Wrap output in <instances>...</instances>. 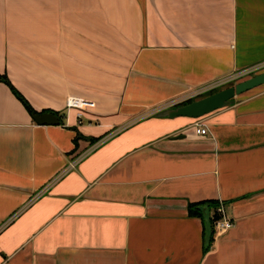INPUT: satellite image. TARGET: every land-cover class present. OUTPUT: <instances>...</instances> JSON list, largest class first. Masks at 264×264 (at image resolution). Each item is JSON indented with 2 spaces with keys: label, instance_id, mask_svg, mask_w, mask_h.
<instances>
[{
  "label": "crops",
  "instance_id": "crops-1",
  "mask_svg": "<svg viewBox=\"0 0 264 264\" xmlns=\"http://www.w3.org/2000/svg\"><path fill=\"white\" fill-rule=\"evenodd\" d=\"M259 65L264 0H0V264H264V85L156 116Z\"/></svg>",
  "mask_w": 264,
  "mask_h": 264
},
{
  "label": "water",
  "instance_id": "water-1",
  "mask_svg": "<svg viewBox=\"0 0 264 264\" xmlns=\"http://www.w3.org/2000/svg\"><path fill=\"white\" fill-rule=\"evenodd\" d=\"M262 85H264V73L254 75L233 87L213 93L189 104L164 108L156 113V116L168 119L181 117L194 120L201 119L215 111L232 106L238 96ZM33 118L36 123L41 125H57L59 123V117L51 113L33 114ZM206 222L210 231L208 218Z\"/></svg>",
  "mask_w": 264,
  "mask_h": 264
},
{
  "label": "built area",
  "instance_id": "built-area-1",
  "mask_svg": "<svg viewBox=\"0 0 264 264\" xmlns=\"http://www.w3.org/2000/svg\"><path fill=\"white\" fill-rule=\"evenodd\" d=\"M262 68H264V65H259V66L255 67V68H252V69L248 70V71L240 73L239 77L240 76L242 77L245 74H250V73H253V72H257V71L261 70ZM225 83H228V81L215 84V85H213L211 87H208L206 89H203L202 91H199V92L195 93L194 95H191V96H188V97H185V98H181L178 101H174L172 104L163 107L162 109L167 108V107H176L179 104L184 103V102H186V101H188L190 99H193L195 97L202 96L205 93L211 92L214 89H216L218 86L224 85ZM66 107L68 109H76V110H78V119H81L82 116H83V112L86 109H93L95 107V103H93L91 101H87L85 99H81V98L70 97L67 100V102H66ZM196 127L198 128L197 129V133L198 134H200V135H205L206 134V129L202 128L200 124H197ZM84 156H86V155H84ZM84 156H82V157H84ZM75 164L71 165L70 168L74 167ZM55 181H57V180H54V182ZM216 212L221 216V218L218 221H216L215 225H214V229H215L216 235L225 233V232L229 231L230 229H232L234 227V222L226 216L224 207L222 205H220V207L216 210Z\"/></svg>",
  "mask_w": 264,
  "mask_h": 264
},
{
  "label": "trees",
  "instance_id": "trees-1",
  "mask_svg": "<svg viewBox=\"0 0 264 264\" xmlns=\"http://www.w3.org/2000/svg\"><path fill=\"white\" fill-rule=\"evenodd\" d=\"M0 81H4L6 83H9L7 78L0 76ZM15 91V90H14ZM217 92V91H216ZM215 92H212L210 94H213ZM17 95L20 97V99L25 103L26 107L30 112H33L32 109L30 108V105L28 102L20 96L18 93ZM203 98V97H202ZM195 100H188L184 103L179 104L180 105H186ZM220 207V203L216 201H205L201 203H192L189 204L188 206V212L191 217H199V218H204L206 220V217L210 214V212H213L212 216H208L209 224H210V231H207V234L205 235L206 239V247L204 248V252H207L214 240V236L216 235L214 225L215 222L218 221L221 216L216 212V210Z\"/></svg>",
  "mask_w": 264,
  "mask_h": 264
},
{
  "label": "rangeland",
  "instance_id": "rangeland-1",
  "mask_svg": "<svg viewBox=\"0 0 264 264\" xmlns=\"http://www.w3.org/2000/svg\"><path fill=\"white\" fill-rule=\"evenodd\" d=\"M255 73H256V72H253V73H250V74H245L243 77H244V78H245V77L250 78V77L254 76ZM238 80H239V79H238ZM241 80H242V79H241ZM240 82H241V81H240ZM237 83H239V82H237V81H230V82H228V83H225L224 85L218 86V87H217L216 89H214L213 91L208 92V93H205V94H203L202 96L195 97V98H193L192 100H199V99H201L202 97H203V98H204V97H207V96L211 95L210 93H212V92L217 93V92H219V91H221V90H224V89H226V88L233 87V86H235ZM216 91H217V92H216ZM190 100H191V99H190Z\"/></svg>",
  "mask_w": 264,
  "mask_h": 264
}]
</instances>
